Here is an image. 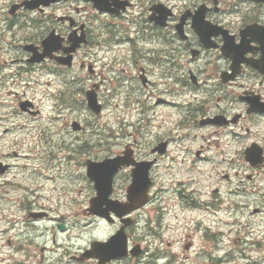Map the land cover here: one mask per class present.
I'll return each instance as SVG.
<instances>
[{"label": "rangeland", "instance_id": "rangeland-1", "mask_svg": "<svg viewBox=\"0 0 264 264\" xmlns=\"http://www.w3.org/2000/svg\"><path fill=\"white\" fill-rule=\"evenodd\" d=\"M12 1L20 0H0V165H9L0 172V264H89L78 261L79 253L94 239L106 240L117 227L83 212L95 194L93 182L86 174V159L113 156L127 144L143 158L150 154L152 146L167 138H170L167 154L152 172L155 180L152 201L128 229L131 240L141 246L145 241L154 245L156 232L161 231L165 251L175 253L173 264H187V259L192 264H201L200 259L189 257V252L210 246L203 237V228L198 236L191 229L202 222L225 232L220 237V246L230 250L234 260L225 257L221 264L258 262L253 239L256 224L261 227L259 220L264 221V215L259 219L257 213L250 212L264 213L261 200L264 178L260 175L247 181L239 169L244 161L237 151L242 143L248 145L254 140V131L249 137H219L216 141L207 137L205 129L185 130L181 127L185 123L178 125L188 105L197 104L199 97L185 84L191 83L187 75L188 56L182 59L185 64L182 74L176 71L169 74L138 59V49L130 57L127 42L121 37L127 28L126 20L87 10L81 12L82 20L90 25L92 35L82 51L94 64V73L86 67L59 70L52 64L49 69L44 64H28V55L21 48L28 33L36 35L27 42L39 44L52 31L66 27L54 21L39 29L41 22L31 24L24 11L9 15L5 6ZM69 2L58 5L61 8L53 12L62 14ZM73 2L85 5L83 0ZM133 2V10L139 14L143 5L139 0ZM5 24L12 27V37L9 31H4ZM165 55L162 52V63L168 62ZM136 62L147 69L151 81L147 87L137 77ZM25 67L29 68L27 72H23ZM93 83L98 85L97 98L102 105L99 116L86 102V90ZM158 98L164 101L157 102ZM21 99L31 100L32 110L39 112L32 115L20 110ZM231 105L230 113L241 110L233 98ZM73 122L83 128L74 129ZM201 146L203 152L197 157L194 151ZM236 170L243 181L237 182ZM130 180L128 170L114 178L119 198L124 199ZM176 188L187 194L184 200L173 195ZM25 193H29V199ZM31 209L40 214L29 215ZM160 212L163 226L156 229ZM247 221L250 223L246 225ZM59 224L64 226L63 230ZM242 228L251 233L247 240L234 243L238 240L235 233ZM192 237L198 244L196 248L188 247L185 253L178 250L179 243L193 246ZM168 240L170 243L166 244ZM153 245L150 252H154ZM209 248L204 258L211 263L208 254L219 256L223 250ZM47 250L50 251L46 253ZM150 264H155L154 257Z\"/></svg>", "mask_w": 264, "mask_h": 264}, {"label": "flooded vegetation", "instance_id": "flooded-vegetation-1", "mask_svg": "<svg viewBox=\"0 0 264 264\" xmlns=\"http://www.w3.org/2000/svg\"><path fill=\"white\" fill-rule=\"evenodd\" d=\"M126 1L130 2V0ZM142 1L143 9L138 19L140 28L137 25L131 31L139 40L146 43L145 39L148 38V41L156 46L150 47L148 51L145 50L148 56H141L140 59L144 60L148 57L147 62L152 61V64L161 71L164 70L169 74L176 71V74H182L185 67L182 59L185 55L188 56L187 75L191 83L185 82V84L200 94L201 103L199 100L196 105H188L182 116L184 119L182 123L195 127L200 122H206L212 126L226 128L217 124L229 120L231 122L227 126L229 129L235 132L238 128L246 133H250L253 129L264 128V60L262 59L264 44L255 38L257 34L246 32L247 35H244L246 27L250 25L257 24L264 31V2L253 0ZM109 3L111 7H116L112 4V0ZM127 5L130 4L126 3L125 6ZM76 11L79 12V9L76 8ZM125 11H128V7L123 12ZM123 12H111V16L114 18ZM197 16H201L202 19L194 20ZM200 21L210 27V36L205 39H202L194 30L193 25H199ZM39 22L41 23L37 28L42 29L46 23ZM180 23L182 27L179 28ZM222 29H227L233 35L236 49L234 52L239 53L237 57L240 66L234 70L235 76L232 75L233 62L222 50L224 44ZM35 35L33 32L28 33L29 37L25 42L29 43L27 41L33 39ZM162 52L168 59L166 63H162ZM150 55L153 56L149 57ZM255 60L260 61L258 69L250 65ZM138 67L140 74L142 73L141 75L145 78L142 83L147 86L151 83L145 76L147 69L140 65ZM232 98L239 103L240 111L229 112V109L233 108ZM28 105L31 106V104ZM261 136L264 137V133ZM258 169L254 168L255 173L245 174L246 178L253 180ZM117 223H119L118 220ZM155 239L157 242L153 245L154 252L142 247L137 257L116 258L108 264H120L128 259L137 258L136 264H150L153 257L155 264L160 261L164 264H173L175 253L165 251V240L161 231L156 232ZM168 243H170L169 240L166 244ZM254 244L256 252L259 253L257 259L264 262V236L256 239ZM185 249L187 247L179 243L178 250L185 253ZM147 254L149 256H146ZM259 261L250 263L258 264ZM86 263L99 264L96 259H90Z\"/></svg>", "mask_w": 264, "mask_h": 264}, {"label": "water", "instance_id": "water-1", "mask_svg": "<svg viewBox=\"0 0 264 264\" xmlns=\"http://www.w3.org/2000/svg\"><path fill=\"white\" fill-rule=\"evenodd\" d=\"M226 49V46H225ZM233 61H235V58H233ZM95 97V96H94ZM94 97L89 94V104L91 107H93L95 110L99 108L98 105L95 104ZM119 163L117 160H105L100 163H93L88 165V172L90 176L95 180L96 187H100L103 189V193L101 196L104 198L106 197L110 192V182L112 178V174L117 170L119 167ZM148 165L140 163L137 166L139 168L133 170V183L129 187V198L132 201L129 206H126L124 208H121L120 210L122 212L125 211H131L134 208H137L139 206H142L143 203L147 200V189L149 185V178L147 176L148 171ZM105 181L106 185H105ZM97 187V188H98ZM105 201V200H104ZM111 209H117L120 208L118 206H112ZM119 212V213H122ZM121 233L118 234V236L111 238L108 242H95L92 245L99 244L102 246H107L109 251H112L113 253H119L124 254V248H125V238L120 236ZM120 236V237H119ZM119 238V239H118ZM119 248L115 251L114 244H118ZM122 245V248H121ZM106 250V249H105ZM123 251V253H122ZM106 258H103V260H106Z\"/></svg>", "mask_w": 264, "mask_h": 264}, {"label": "bare ground", "instance_id": "bare-ground-1", "mask_svg": "<svg viewBox=\"0 0 264 264\" xmlns=\"http://www.w3.org/2000/svg\"><path fill=\"white\" fill-rule=\"evenodd\" d=\"M56 22V21H55ZM102 83V82H101ZM34 94V93H33ZM151 108V107H150ZM60 152V151H59ZM198 208V207H197Z\"/></svg>", "mask_w": 264, "mask_h": 264}]
</instances>
